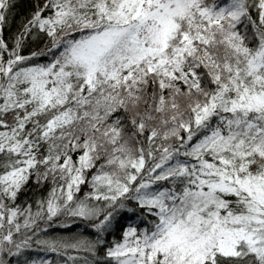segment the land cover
Segmentation results:
<instances>
[{"label":"snow or ice","instance_id":"6c2138e0","mask_svg":"<svg viewBox=\"0 0 264 264\" xmlns=\"http://www.w3.org/2000/svg\"><path fill=\"white\" fill-rule=\"evenodd\" d=\"M0 264H264V0H0Z\"/></svg>","mask_w":264,"mask_h":264}]
</instances>
